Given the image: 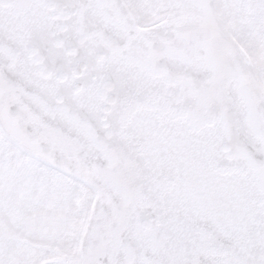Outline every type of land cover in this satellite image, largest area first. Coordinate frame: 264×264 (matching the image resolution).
Wrapping results in <instances>:
<instances>
[{
    "label": "snow or ice",
    "instance_id": "obj_1",
    "mask_svg": "<svg viewBox=\"0 0 264 264\" xmlns=\"http://www.w3.org/2000/svg\"><path fill=\"white\" fill-rule=\"evenodd\" d=\"M0 264H264V0H0Z\"/></svg>",
    "mask_w": 264,
    "mask_h": 264
}]
</instances>
